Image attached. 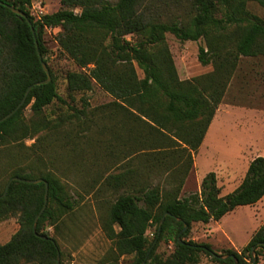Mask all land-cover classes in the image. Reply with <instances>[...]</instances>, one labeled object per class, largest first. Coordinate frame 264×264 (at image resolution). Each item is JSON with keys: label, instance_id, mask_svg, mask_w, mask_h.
<instances>
[{"label": "trees", "instance_id": "trees-1", "mask_svg": "<svg viewBox=\"0 0 264 264\" xmlns=\"http://www.w3.org/2000/svg\"><path fill=\"white\" fill-rule=\"evenodd\" d=\"M2 1L6 4L0 3V118L14 110L31 89L24 104L0 122V146L10 150L17 145L19 155H24L23 163L21 157L7 163L11 170L0 186V195L15 176L42 178L49 188L47 206L37 221L38 235L33 223L45 203L44 181L12 180L7 194L0 198V222L19 214L18 230L0 244V264H58L61 250L47 227L75 208L65 185L46 168L40 153L25 151L38 142L26 146V138L58 126L44 116L45 108L55 100L67 103L47 57L48 28H59L60 49L81 67L67 72L71 96L89 91L97 83L114 97V105L134 118L145 117L162 135L158 147H148L141 139L135 143L143 144L139 150L148 167L152 163L164 169L170 186L145 182L134 187L141 177L134 170L106 173L103 181L112 187L128 183L131 188L111 204L104 224L118 255L134 254L132 264H199L203 255L218 264H257L264 254V223L241 251L227 249L219 254L211 243L188 236L194 222L218 221L236 207L254 205L264 197V156L250 161L241 183L226 195H221L214 171L203 177L200 191L183 195L182 190L194 167V153L206 136L239 57L264 55V19L248 8L250 1L264 6V0H193L188 17L168 21L154 17L147 10V0H61L60 9L39 16L31 11L33 0ZM7 4L27 14L36 35L27 19ZM167 33L181 40L205 39L206 47H199L198 59L204 65L213 63V71L180 79ZM35 39L52 75L47 83L36 84L47 79V74ZM27 107L30 118L25 116ZM185 223L188 228L180 234ZM180 236L183 242H179ZM162 241L173 243L168 255L156 252Z\"/></svg>", "mask_w": 264, "mask_h": 264}, {"label": "rangeland", "instance_id": "rangeland-1", "mask_svg": "<svg viewBox=\"0 0 264 264\" xmlns=\"http://www.w3.org/2000/svg\"><path fill=\"white\" fill-rule=\"evenodd\" d=\"M192 2L147 0L146 6L154 17L168 21L188 17L193 12ZM61 7V0H33L31 11L39 16ZM248 8L264 19V6L250 1ZM58 31L59 28L46 29L45 44L58 91L67 103L55 100L44 110V116L52 125L58 124L57 127L24 140L26 146L38 141L34 149L25 148V151L40 153L46 168L60 179L75 202L74 210L61 217L56 225H48L47 230L59 244L61 264H132L135 255H118L114 241L104 230L111 204L131 188L128 183L112 187L103 181L106 173L134 170L141 176L134 187L145 182L170 186L164 169L152 163L148 167L146 156L139 150L143 144L135 143L141 139L148 147H158L162 135L150 127L145 117V120L134 118L114 105V97L97 83L89 91L71 96L67 72L79 71L81 67L60 49L56 39ZM166 42L180 79L213 71V63L204 65L198 59L199 47H206L205 39L181 40L167 33ZM138 73L142 76L140 70ZM31 114L27 107L26 118ZM8 148L0 146V186L10 174L7 164L10 159L21 157L24 162L17 145ZM259 155L264 156V55L240 56L207 137L194 153V167L185 180L182 194L200 191L201 181L210 171L217 175L221 195L232 192L241 183L250 161ZM18 217L19 214H12L0 222V244L18 230ZM263 223L264 197L254 205L236 207L218 221L194 222L188 239L209 242L219 254L227 249L241 251ZM152 238L153 234H149V239ZM172 250V242L162 241L156 252L168 255ZM199 264L218 263L203 255ZM257 264H264V254Z\"/></svg>", "mask_w": 264, "mask_h": 264}, {"label": "water", "instance_id": "water-1", "mask_svg": "<svg viewBox=\"0 0 264 264\" xmlns=\"http://www.w3.org/2000/svg\"><path fill=\"white\" fill-rule=\"evenodd\" d=\"M0 3L3 4V3H5V2L2 1V0H0ZM5 4H6V3H5ZM7 5H8V4H7ZM8 6H9V8H10L13 12H15L17 15H20V16H22V17H24V18L27 19V21L29 22V24H30V26H31V29H32L34 35H36V29L34 28L33 23H32V21L29 19V17L27 16V14H26L24 11H22L21 9L16 8V7L12 6V5H8ZM35 41H36V47H37V51H38L39 58H40V60H41L42 66H43V68H44V70H45V72H46V74H47V79H45V80H41V81H38V82H36V84L47 83V82H49V81L52 79V75H51V72H50V69H49L47 63L44 61V59H43V57H42V54H41V52H40V50H39L38 41H37L36 39H35ZM30 89H31V86L27 89V91H26L24 97L22 98V100L20 101V103L15 107V109L12 110L10 113L6 114L5 116H3L2 118H0V122L4 121V120H6L7 118H9L10 116H12V115H13V114H14V113H15V112H16V111H17V110H18V109L24 104V102H25V100H26V98H27V96H28V93H29V90H30ZM12 180H23V181H26V182H28V183H38V182H42V181H44V179H42V178H38V179H26V178H20V177H18V176H15V177H13L12 179H10V180L8 181V183H7V185H6V189H5L4 193H3L2 195H0V198H1V197H4V196L7 194V191H8L9 185H10V183H11ZM44 182H45V187H46V191H45V203H44L42 209L40 210V212L36 215V217H35V219H34V223H33V229H34V231H35L36 234H37V232H36L37 221H38L39 217L41 216V214L44 212V210H45V208H46V206H47V202H48V188H49V184H48L47 181H44ZM167 214H168V213H167ZM164 219H165V215H164V216L162 217V219H161L160 227H161V225H162ZM179 219L182 220L181 218H179ZM187 228H188V224L185 223L183 229H182L181 232H180V234H182ZM37 235H38V234H37ZM179 242H183L181 236L179 237ZM150 250H151V248L149 249V252H150ZM253 250H254V247H253ZM227 256H229V255H227ZM57 262H58V264H61L59 253H58ZM144 262H145V261H143L141 264H144ZM236 263H237V260H236Z\"/></svg>", "mask_w": 264, "mask_h": 264}, {"label": "crops", "instance_id": "crops-1", "mask_svg": "<svg viewBox=\"0 0 264 264\" xmlns=\"http://www.w3.org/2000/svg\"><path fill=\"white\" fill-rule=\"evenodd\" d=\"M207 133H208V131H207ZM207 133H206L205 139H206V137H207ZM205 139H204V140H205ZM204 140H203V141H204Z\"/></svg>", "mask_w": 264, "mask_h": 264}, {"label": "built area", "instance_id": "built-area-1", "mask_svg": "<svg viewBox=\"0 0 264 264\" xmlns=\"http://www.w3.org/2000/svg\"><path fill=\"white\" fill-rule=\"evenodd\" d=\"M43 14V13H42ZM41 15V14H40ZM151 234H153V233H151Z\"/></svg>", "mask_w": 264, "mask_h": 264}]
</instances>
